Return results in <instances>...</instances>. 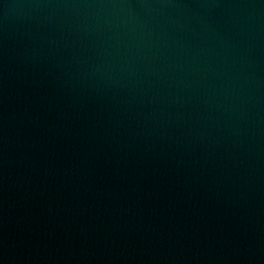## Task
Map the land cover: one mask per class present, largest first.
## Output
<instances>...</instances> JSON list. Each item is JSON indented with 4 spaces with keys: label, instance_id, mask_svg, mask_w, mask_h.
<instances>
[{
    "label": "water",
    "instance_id": "water-1",
    "mask_svg": "<svg viewBox=\"0 0 264 264\" xmlns=\"http://www.w3.org/2000/svg\"><path fill=\"white\" fill-rule=\"evenodd\" d=\"M0 264H264V0H0Z\"/></svg>",
    "mask_w": 264,
    "mask_h": 264
}]
</instances>
